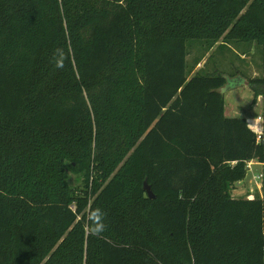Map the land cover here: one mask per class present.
Listing matches in <instances>:
<instances>
[{"label": "trees", "instance_id": "1", "mask_svg": "<svg viewBox=\"0 0 264 264\" xmlns=\"http://www.w3.org/2000/svg\"><path fill=\"white\" fill-rule=\"evenodd\" d=\"M189 39L261 46V74H192ZM246 81L258 130L225 113ZM253 160L264 0H0V264H264Z\"/></svg>", "mask_w": 264, "mask_h": 264}, {"label": "rangeland", "instance_id": "2", "mask_svg": "<svg viewBox=\"0 0 264 264\" xmlns=\"http://www.w3.org/2000/svg\"><path fill=\"white\" fill-rule=\"evenodd\" d=\"M194 43V44H193ZM205 39L188 40V65H194L197 56L205 55L202 61L204 74L220 73L228 78H239L241 75L258 76L261 74L263 64V50L261 46L257 49L251 47L248 42L233 40L226 44H215L209 51L205 49ZM193 44V45H192ZM200 68L198 65L192 74ZM229 91V92H228ZM225 113L227 116H258L263 114V102L257 103V96L253 88L244 84L238 87L225 88ZM232 104H238L239 107ZM263 172V171H261ZM70 183L78 189L85 187L84 175L68 169ZM264 173V172H263ZM264 177L262 178V180ZM261 180V181H262ZM249 182V179L247 180ZM260 181V182H261Z\"/></svg>", "mask_w": 264, "mask_h": 264}, {"label": "crops", "instance_id": "3", "mask_svg": "<svg viewBox=\"0 0 264 264\" xmlns=\"http://www.w3.org/2000/svg\"><path fill=\"white\" fill-rule=\"evenodd\" d=\"M200 68L202 66V62L199 64ZM229 92V91H228ZM226 100V99H225ZM262 101V96H258L257 97V103ZM236 106L239 107L238 104H232V107ZM258 116H261L260 114H258ZM243 117H247L250 124L255 128V129H259V127L261 128L262 124L258 123L257 121H255V118H257V116H243ZM253 162V172H249L248 176L237 183L233 195L235 197H247V198H254L256 196H260L261 198H264V179L260 182L257 183L256 180L253 178L252 174L254 173H259L261 171L264 172V163L263 162H258V161H252ZM249 179V182L247 181Z\"/></svg>", "mask_w": 264, "mask_h": 264}, {"label": "clouds", "instance_id": "4", "mask_svg": "<svg viewBox=\"0 0 264 264\" xmlns=\"http://www.w3.org/2000/svg\"><path fill=\"white\" fill-rule=\"evenodd\" d=\"M57 53L60 56H63V52L60 49H57ZM57 67H62V64L57 62ZM105 212L100 208L90 209L87 214V222L85 224V229L89 235L95 237H101L102 234L106 231L107 225L105 223Z\"/></svg>", "mask_w": 264, "mask_h": 264}, {"label": "built area", "instance_id": "5", "mask_svg": "<svg viewBox=\"0 0 264 264\" xmlns=\"http://www.w3.org/2000/svg\"><path fill=\"white\" fill-rule=\"evenodd\" d=\"M261 117V116H260ZM253 162L249 161L247 163V167H248V171L249 172H253ZM253 178L256 180L257 183H260V181L262 180V178L264 177V173L263 172H259V173H254L252 174Z\"/></svg>", "mask_w": 264, "mask_h": 264}, {"label": "water", "instance_id": "6", "mask_svg": "<svg viewBox=\"0 0 264 264\" xmlns=\"http://www.w3.org/2000/svg\"><path fill=\"white\" fill-rule=\"evenodd\" d=\"M245 84L248 85V81H246ZM144 188H145V190L147 191L148 195H149L151 198H155V197H156V195L154 194V192H153V190H152L151 185L148 183L147 180H145Z\"/></svg>", "mask_w": 264, "mask_h": 264}]
</instances>
